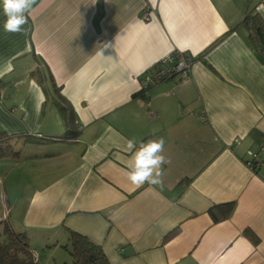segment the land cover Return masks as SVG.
I'll return each mask as SVG.
<instances>
[{
	"label": "crops",
	"instance_id": "obj_1",
	"mask_svg": "<svg viewBox=\"0 0 264 264\" xmlns=\"http://www.w3.org/2000/svg\"><path fill=\"white\" fill-rule=\"evenodd\" d=\"M253 9L264 20V0H35L17 34L0 8V222L31 247L78 233L110 264H264ZM172 52L192 57L187 77L142 89ZM161 137L162 183L132 185L127 141Z\"/></svg>",
	"mask_w": 264,
	"mask_h": 264
},
{
	"label": "trees",
	"instance_id": "obj_2",
	"mask_svg": "<svg viewBox=\"0 0 264 264\" xmlns=\"http://www.w3.org/2000/svg\"><path fill=\"white\" fill-rule=\"evenodd\" d=\"M242 25L248 29L250 45L261 58H264V20L260 18L256 10H248L242 20ZM64 124L65 126L70 124L68 118H64ZM3 192V188L0 187V194ZM233 208V203L216 205L211 207L208 213L213 222L217 223L227 219ZM2 227L0 264H37L35 252L32 251L27 237L23 233L13 232L8 225H2ZM63 247L68 250L72 264H110L98 245L78 233L68 232V244Z\"/></svg>",
	"mask_w": 264,
	"mask_h": 264
},
{
	"label": "clouds",
	"instance_id": "obj_3",
	"mask_svg": "<svg viewBox=\"0 0 264 264\" xmlns=\"http://www.w3.org/2000/svg\"><path fill=\"white\" fill-rule=\"evenodd\" d=\"M35 0H0V8L6 17L3 28L6 33H24ZM35 86V82H33ZM127 151L131 158L127 161V180L134 186L159 185L162 183L163 166L168 163L163 155L165 140L149 139L139 146L135 141H127Z\"/></svg>",
	"mask_w": 264,
	"mask_h": 264
},
{
	"label": "built area",
	"instance_id": "obj_4",
	"mask_svg": "<svg viewBox=\"0 0 264 264\" xmlns=\"http://www.w3.org/2000/svg\"><path fill=\"white\" fill-rule=\"evenodd\" d=\"M149 16V13H144L143 17L147 19ZM158 65L161 66V68L153 75L152 77L144 76L141 85L142 89H147L146 86H150L153 84H157L164 79L167 78H173L176 76L181 77H187V75L190 72V68L192 65V57L186 56L183 53L178 52H172L169 55H166L162 59L158 61ZM149 116L151 118H154L155 115L153 112L149 113ZM247 161L246 164L250 168H256L260 164V158L259 153H254L251 151L247 152Z\"/></svg>",
	"mask_w": 264,
	"mask_h": 264
},
{
	"label": "rangeland",
	"instance_id": "obj_5",
	"mask_svg": "<svg viewBox=\"0 0 264 264\" xmlns=\"http://www.w3.org/2000/svg\"><path fill=\"white\" fill-rule=\"evenodd\" d=\"M2 225H8V223L3 221L0 227ZM2 241H3V236L0 235V245L2 244ZM59 244L60 245H58L57 247H50V248H47L45 245L41 246L40 248L37 247V245H35V247L30 246L36 252L35 256L37 259L36 261L37 264H72L68 250L63 247L68 244V240L60 241Z\"/></svg>",
	"mask_w": 264,
	"mask_h": 264
}]
</instances>
